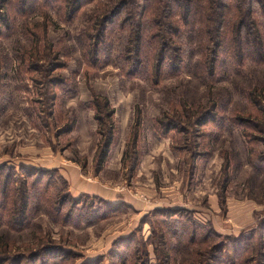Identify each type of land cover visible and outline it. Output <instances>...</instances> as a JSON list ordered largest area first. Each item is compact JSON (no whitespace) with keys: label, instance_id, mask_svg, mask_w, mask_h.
Returning a JSON list of instances; mask_svg holds the SVG:
<instances>
[{"label":"rangeland","instance_id":"rangeland-1","mask_svg":"<svg viewBox=\"0 0 264 264\" xmlns=\"http://www.w3.org/2000/svg\"><path fill=\"white\" fill-rule=\"evenodd\" d=\"M118 1L82 0L70 20L66 16L71 7L66 6L64 0H50L42 10L28 5L26 10L31 11L26 18L15 17L18 24L11 35L7 36L8 29L2 30L0 165L7 164L17 170L22 166L35 168L19 164L22 161L19 151L62 148L67 150L65 157L73 159L84 173L90 172L93 176L98 167L103 136L92 103L96 101L104 105L107 102L108 110L114 113L111 119L116 126V144L105 164L110 168L102 169L105 172L98 175V180L108 178L112 179L111 187L123 186L124 192L116 191L119 198H133L144 193L145 198H160L161 195L169 199L182 197L187 203L181 204V207L188 210L184 214L203 225L197 237L211 231L214 235L207 244L212 247L224 245L219 249L218 257L227 259L228 255L234 256L235 249L238 261L246 257L257 259L261 243H264V170H255L254 163L258 158V149H263L264 154V144L261 145L258 140L264 138V132L252 130L249 140L244 128L228 125V118L249 116V125L251 118L264 120V63L256 65L247 60L238 68L227 54H222L218 78L212 85L199 81L192 68L200 61V43L206 45V40L201 33H197L198 26L194 25V32L187 38V47L184 48L188 51L184 65H189L190 69L185 68L176 75L171 72L161 78V82L149 79L150 67H143L141 63L137 69L130 52V48L136 46V28L129 24L123 30L124 20L131 17L135 5H128L113 23L107 25L103 22L104 16L110 14ZM137 1L141 5L151 2ZM170 1L158 0L146 14V21L151 26L146 34H142L145 36L140 44V57L147 54L148 47L150 49L147 37L151 33L162 32L163 24L171 22L180 31L186 30L180 8H176L177 15L174 17L168 11L163 12ZM204 4L206 2L203 1L201 5ZM209 27L214 29L216 24L211 23ZM105 28L108 29L103 44L105 51L96 55L95 45L100 42ZM129 33L135 35L129 37ZM183 40H186L185 37ZM108 43H111L109 47ZM177 45L173 47L176 49ZM54 80L65 81V84L58 88ZM186 99L189 102L187 107L192 106L197 113L192 114V120L201 112L202 116L208 115L207 118L218 114L217 122L222 119V125L226 126L221 128L213 121L205 123L206 118L203 117L199 118L200 124H195L194 128L185 125L190 129L189 133L172 131L168 138L171 143L169 160L162 155L165 145L156 141L164 138L155 134L154 121L165 114L172 117L177 110L186 114L182 106V101ZM137 111H141L142 115L136 154L139 163L131 173L129 168L133 162L129 156V141ZM72 124L73 129L66 132ZM106 125L102 129H107ZM227 156L232 160L229 164ZM140 168L141 174L137 176ZM19 176L27 178L29 183L36 177ZM45 179L41 186L43 195L31 199L24 225L27 228L22 232L9 228L10 237L17 242V249L11 251L12 255L24 254L21 264L160 263L157 250H163L159 238L163 231L161 217L154 218V224L149 220L143 225L136 238L140 241L137 249L135 245L127 249L120 244L126 242L123 238L132 237L137 231L143 216L138 219L131 207L123 205L118 206L119 211L109 209L106 219L89 223L87 207L90 202L102 211L107 207L98 201L88 200L87 194L77 196L75 193L73 197L69 192L74 200L81 202L77 209L82 210V215H78L80 211H74L73 218L66 222V214L74 205L67 202L62 207L59 220L55 219L49 210L53 209V203L60 195L68 193L69 186L58 174H54L48 187L45 186L48 177ZM19 184L14 181L11 189ZM222 195L226 198L224 204ZM46 201H50L51 205L48 206ZM172 203L180 204L181 200ZM250 236L252 238L247 239ZM170 237L166 235V251L179 242L174 236ZM118 241L120 244L115 245ZM45 246L62 247L70 254L51 250L35 260L34 254L39 249H46ZM205 249L206 246L198 247L199 255L187 257V263L201 257ZM177 250L176 245L178 254ZM175 258V264H179L180 255ZM213 258L211 254L210 264H214ZM261 258L264 259V255Z\"/></svg>","mask_w":264,"mask_h":264},{"label":"trees","instance_id":"trees-1","mask_svg":"<svg viewBox=\"0 0 264 264\" xmlns=\"http://www.w3.org/2000/svg\"><path fill=\"white\" fill-rule=\"evenodd\" d=\"M49 1L50 0H0V36L3 29L9 30L7 36L13 33L15 26L17 28L18 24V22L15 21V17L26 18L31 11L30 9L26 10L28 5H31V8L32 6L40 7L42 10L46 8ZM203 1L206 2V4L201 5ZM64 2L66 6L71 7L69 15L66 16L70 20L75 15V9L80 8L79 6L82 0H64ZM157 3L158 0H151L150 3L141 5L137 0H119L112 8L113 10L110 14H106L103 19V22L107 23V25L113 23L114 19L124 12L128 5H135V10L132 15H130L131 17L128 19L125 18L124 20L123 30H125L129 24H133L136 28V46L131 47L130 52L133 55L134 64L137 63V69L140 68L141 63L143 67H150L149 79L154 78L157 82H161V78L171 72L176 75L185 68L188 70L190 69L189 65H184L187 60L186 52H188L184 48L187 47V38H190L194 32V25L198 26L197 33H201L206 40V45H204L203 42L200 43L202 48L200 61L192 68L195 77L199 81L202 80L208 85H212L215 79L218 78V68L222 60V54H227L232 60V63L236 64L238 68L243 66L247 60L256 65L264 63V23L262 24V20L264 22V0H172L166 10L163 8V12L168 11V13L174 17L177 15L176 8H180L182 10L183 22L187 26L186 30L180 31L179 27L175 24L173 25L171 22L163 24L164 29L162 32L159 34L154 32L149 35L150 37H147V41L149 40L150 43V49L148 47L147 54L140 57V53L142 54L140 44L145 36L142 34H146V31H148L151 26V24H148L149 22L146 21V14L154 7V4ZM211 23L216 24L214 29L209 27ZM147 26L149 27L146 28ZM107 30V28L104 29L101 37L99 36L100 42L95 45L96 55L102 54L105 51L103 44L106 42ZM177 32L179 33L178 35ZM135 34L129 33V37ZM184 37L186 39L185 41L183 40ZM110 44L111 43H108V47ZM174 44H179L176 49L173 47ZM54 84L60 88V86H64L65 81L54 80ZM251 93L253 94V91ZM187 103H189L188 99L182 101V106L186 114L184 111L180 112L176 109L177 113H175L174 116L170 117V115L165 114L164 117L157 118L156 121H154L155 134L158 137L169 138L172 131H178L181 134L189 133L190 129L188 127L194 128L195 124H200L198 121L199 118L203 117L204 119L206 118L204 121L205 123L213 121L221 128L226 126L222 125V119H220V124L217 122L218 114L210 115V117L207 118L208 115L202 116L203 112H201L196 119L192 120V114L197 113L193 111L194 108L192 106L188 108ZM92 105L96 110L95 118L99 123L100 133L103 136L102 151L98 161V167L95 168V173H98L104 169L112 146L114 145L116 126L115 122L111 119L114 113H110L108 110L107 106L109 107V105H107V102L103 105L94 101ZM211 109H213V106ZM184 118L187 120H184ZM106 121L109 122L108 126L106 125ZM228 121V125L244 128V134L249 140H251L252 130H256L260 133L264 132V120L261 122V119L253 120L251 118L249 125V116L246 118L235 115L231 119L228 118ZM141 123V111H137L135 125L131 132V140L129 141L131 147L129 156L133 162L132 166L129 168L131 173L135 171L139 163V157L136 154L138 152L137 145L141 134ZM182 124H184V126H182ZM73 125L74 124H72L71 127L69 126L66 132L71 131ZM104 125L107 126V129H102ZM246 126L247 130L245 131ZM258 140L261 145L264 144V138L260 137ZM262 150L261 148L258 149V158H256L254 163L255 170L257 169L258 172L264 170V154H262ZM125 161V158H123V164H125ZM230 161L232 160L227 156V164H229ZM54 174H57L54 170L45 171L39 170L36 167L25 168L23 166L20 170H17L13 166H8L7 164L0 165V264H21L24 261V254L12 255L11 251L17 249L15 248L17 242L10 237L9 230L13 229L22 232V230L27 228L24 227V225L27 221V211L31 199L34 196L36 198L43 195V188L41 189V186H43L46 176L48 179L45 186L48 187L51 184V178L54 177ZM19 175H34L36 177L29 183L27 178H21ZM227 176L228 174L226 172L225 178H227ZM14 181L16 184L18 182L20 184L11 189ZM46 187L44 188L45 190ZM87 198L90 201H98V203L104 204L107 207V210L102 211L100 208L94 207V204L90 202V205L87 207V219H89V221H87L89 223L106 219L109 215V209H112L111 211H119L121 209L118 208V206H128L123 202L113 204L97 196L87 195ZM225 199V195H222L223 204L225 203ZM59 200H61V203ZM67 202H72L74 205L66 214V222H69L70 219L73 218L74 211H80L78 215H82V210L77 209L78 204L81 202H78L77 199L74 200L68 192L62 194V197L60 195V197L54 201L53 209L49 210L55 219L59 220L62 207ZM45 203L49 204L48 206L51 205L50 201H46ZM113 207L117 208L113 209ZM187 211L188 210L183 207H157L143 217L141 225L136 228L137 231L132 234V237L123 238L126 242L120 244V241H118L115 245L120 244V246L124 248L127 247V249L135 245L137 249L140 241H137L136 238L138 233L142 230L143 225L149 223V220L151 224H154V218L161 217L160 224L164 232L162 231L159 236L161 239L160 246L163 248V250H157L160 253L158 256L160 260L159 264H175V257L178 254L180 255L179 264H210L209 260L211 254L214 255L212 261L214 264H264V259L261 258L264 255V243H261L260 250L257 253V259L246 257L244 259L240 258V261H238V259H236L237 251L235 249L234 256L228 255L227 259L223 257L220 258V255L218 257L217 253L224 245L218 244L212 247V245L207 244L209 238L214 235L211 231H206V234L198 238V232L202 230L203 225L195 221L194 217L192 219L190 215H185L184 213H187ZM257 233L258 232L252 237ZM166 235L167 237L174 236L175 239L179 241L176 244L178 254L175 251L176 245L175 247L174 245L169 247L166 251L168 242ZM252 237L250 236L247 239L250 240ZM238 240L240 241V239ZM201 246H206L201 257L198 256L193 258L191 259V263H187V257L194 254L199 255L198 247ZM45 248L46 249L42 250L39 249V251L34 254L35 260L43 254H49L51 250H61L59 251L60 254H70L62 247L45 246ZM180 250L182 251L180 252ZM183 255L185 257L184 259H182ZM143 264H147V262Z\"/></svg>","mask_w":264,"mask_h":264},{"label":"crops","instance_id":"crops-1","mask_svg":"<svg viewBox=\"0 0 264 264\" xmlns=\"http://www.w3.org/2000/svg\"><path fill=\"white\" fill-rule=\"evenodd\" d=\"M156 139V137H154ZM156 141L159 144L163 143V151L162 155L166 156L169 160L171 159V143L168 138L164 139H156ZM116 141L114 142V145L112 146L110 156H112L113 147L115 146ZM167 145V148H166ZM2 148L0 149L1 152ZM67 151V150H65ZM65 151L61 149H54L52 147H45L43 149L37 148V149H31L27 151H19L20 160L19 164H26L27 166H34L38 168L39 170H45V171H52L54 170L62 179L64 178L65 182L68 184V192L73 194V197H75V193H77V196H80L82 194H87L88 196H97L100 197L107 202L114 203V202H123L131 209H133L136 212V216L138 219L141 218V216H145L148 214L151 210L157 208V207H181V204L185 203V199L181 197H172L173 199H169L167 197H163L162 195L160 198H152L150 196H147L145 198V193L143 196H136L135 197H127L125 198L121 197L119 198L118 192H124L125 188L123 186H117L116 188L111 187V181L112 179H108L105 181H99V174L105 172L106 169H109L110 167L105 166V170H101L98 173H95L93 176L90 172L87 174L82 171L81 166L73 161L70 157H65ZM11 157V156H9ZM19 158V157H18ZM109 163V162H108ZM143 164V161L141 165ZM123 165V164H122ZM141 167V166H140ZM141 168L138 171V175L140 176ZM94 177V178H92ZM142 191V190H141ZM179 192V191H178ZM117 195V196H116ZM183 196V194H182ZM117 197V198H116ZM116 198V199H115ZM180 204L172 203L173 201H180ZM187 203V202H186ZM185 203V205H186ZM142 217V218H143Z\"/></svg>","mask_w":264,"mask_h":264}]
</instances>
